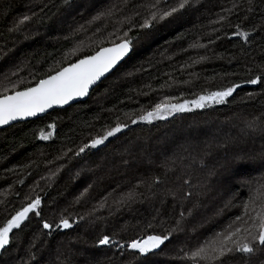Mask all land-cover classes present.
<instances>
[{
	"label": "trees",
	"instance_id": "1",
	"mask_svg": "<svg viewBox=\"0 0 264 264\" xmlns=\"http://www.w3.org/2000/svg\"><path fill=\"white\" fill-rule=\"evenodd\" d=\"M179 3L0 0V94L13 84L33 86L125 33L132 48L85 101L0 129V226L31 202L36 180L50 178L33 192L40 216L30 213L10 233L0 264H186L184 256L226 233L237 216L248 219L245 203L252 212L251 200L264 201V81L246 82L264 65V0ZM153 4L159 14L178 10L150 19ZM237 28L248 38L235 35ZM232 84L238 87L220 103H189L164 119L131 123L165 97L190 102ZM117 119L128 127L79 152ZM41 129L51 136L40 139ZM227 196L218 218L215 204ZM61 212L72 214L63 231ZM103 235L120 245L147 235L168 239L141 255L99 246ZM259 249L255 262L235 253L224 264H264Z\"/></svg>",
	"mask_w": 264,
	"mask_h": 264
},
{
	"label": "snow or ice",
	"instance_id": "2",
	"mask_svg": "<svg viewBox=\"0 0 264 264\" xmlns=\"http://www.w3.org/2000/svg\"><path fill=\"white\" fill-rule=\"evenodd\" d=\"M188 2L189 0H180L178 7L184 8ZM249 3H251V0H249ZM151 8L157 9V6L153 4ZM177 10V7H173L159 14V10L157 9L150 12L149 18L156 19L159 14V18L163 19ZM28 19L29 17L25 16L20 23ZM221 19H224V17H221ZM148 22V20H145L140 27H147ZM234 34L241 38H248L249 35L247 32L239 31V28H237V32ZM129 46V38L127 37V33H125L124 38L119 39V42L112 43L110 47H100L93 54L85 55L83 58L77 59L76 62L59 68L54 74H48L45 78L37 80L34 86H27L23 90H17L16 85L13 84L10 94L7 90L3 94H0V125L8 124L10 121L18 118L35 116L38 113L45 112L46 109L51 108L53 105H64L74 98L85 96L89 90V86L112 69L125 56L129 51ZM259 68V73L255 76H250L246 81L247 83L256 85L258 82L264 81V65H260ZM237 87L238 85L232 84L219 91L198 95L196 99L190 102L184 101L183 103H171L170 101L173 98L165 97L164 101L155 103L149 109H142L141 113L131 123L136 124L137 121L151 123L155 119H164L166 115H170L173 112L189 110L187 107L189 103L195 108H202L208 102L220 103L226 97L231 96ZM53 127L54 125L52 124L47 126L48 129H52ZM126 127H128L127 124L121 123L117 119L114 127L110 129L106 128L103 135L93 137L89 143H85L79 148V152L82 153L89 147L96 148L98 145L103 144L108 137H112ZM51 134L50 131L46 132V130L41 129L39 138L46 140ZM40 204L41 199L37 196L30 203L15 211V214L0 226V249L5 248L9 244L10 233L20 228L22 222L29 217L30 213L40 216ZM244 207L245 215H247L249 205L245 203ZM70 226L69 221L63 217L60 218L57 225L58 228L63 229H68ZM42 227L50 230L52 224L43 221ZM167 239V235H147L120 245L115 243L108 235H103L98 239V245H113L121 250L126 247L129 250L137 251L141 255H144L158 248ZM258 246L264 249V206H261V209L257 211L255 216H249L247 220L244 219L243 215L237 216L235 221L229 225L226 233L222 236L220 233H217L212 241L202 244L192 251L190 259H192L193 264H197L198 261L224 264V257L235 253L251 255L257 250ZM186 255L188 254L186 253Z\"/></svg>",
	"mask_w": 264,
	"mask_h": 264
},
{
	"label": "rangeland",
	"instance_id": "3",
	"mask_svg": "<svg viewBox=\"0 0 264 264\" xmlns=\"http://www.w3.org/2000/svg\"><path fill=\"white\" fill-rule=\"evenodd\" d=\"M49 180H50V178L48 176H46V175L45 176H42L41 178H39L38 180H36L31 185L30 189L27 191V196H28L27 200L28 201L32 200L35 197L34 194H33V192L37 193V190L41 187V185L42 184H47ZM225 190H226V188H225ZM227 201H228V196L227 197L220 198L218 200V202L215 204V206H218V205L220 206V208L218 207V210H217L218 212L216 213V215L218 216V218H219V215L220 214L222 215V213L226 212V204H227ZM250 204H253V206L249 208V211H252V212H248V214H247L248 218H249V216H255L256 215L257 211H259L261 209V206H264V201L258 202L256 200H251L250 201ZM70 215L72 216V214H70V213L61 212L60 214L57 215L58 219H57V222L56 223L59 224V220H60L61 217L65 218V219H68ZM63 230L64 229L62 228L60 231H63ZM227 230L228 229H226L224 232H226ZM215 237H216V235H215ZM165 242L166 241H164L161 244L163 247H165ZM259 248L260 247L258 246L257 247V250L254 251L251 255L248 256L251 259L250 261L255 262L256 257H259L261 255L260 252L258 251ZM188 257H190V255L183 257V261L186 262V264L188 263V261H190V260H188ZM172 259H173L172 262H174V264H176V260L174 258H172Z\"/></svg>",
	"mask_w": 264,
	"mask_h": 264
},
{
	"label": "water",
	"instance_id": "4",
	"mask_svg": "<svg viewBox=\"0 0 264 264\" xmlns=\"http://www.w3.org/2000/svg\"><path fill=\"white\" fill-rule=\"evenodd\" d=\"M130 45V43H129ZM111 46V45H110ZM110 46H106V47H110ZM131 45L129 46V51L125 54V56H123L117 63L116 65L113 66L112 69H110L107 73H105L102 77H100L97 81H95L92 85L89 86V90L87 92V94L83 97H77V98H74L73 100L69 101L67 104H64V105H53L51 108L49 109H46L45 112L43 113H38L37 115L35 116H32V117H25V118H18L14 121H10L8 124H5V125H0V129H3V128H7L8 126L12 125V124H15L17 122H24V121H28V120H32V119H35V118H38V117H42L44 116L45 114H47L48 112L52 111V110H55V109H65L67 107H69L70 105L72 104H75L77 102H80V101H85L87 99V97L89 96L90 94V91L95 87L97 86L102 80H104L130 53H131ZM68 66V65H67ZM66 67V66H65ZM54 74V73H53ZM34 86V85H33ZM23 90V89H22ZM10 94V93H9ZM104 144V143H103ZM103 144L99 145V146H102Z\"/></svg>",
	"mask_w": 264,
	"mask_h": 264
}]
</instances>
